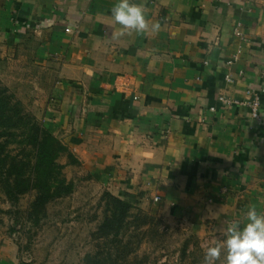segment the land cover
I'll list each match as a JSON object with an SVG mask.
<instances>
[{
	"label": "crops",
	"instance_id": "crops-1",
	"mask_svg": "<svg viewBox=\"0 0 264 264\" xmlns=\"http://www.w3.org/2000/svg\"><path fill=\"white\" fill-rule=\"evenodd\" d=\"M131 2L157 33L114 38L118 0H0V49L36 33L58 74L35 114L96 182L222 238L264 212V0Z\"/></svg>",
	"mask_w": 264,
	"mask_h": 264
},
{
	"label": "rangeland",
	"instance_id": "rangeland-1",
	"mask_svg": "<svg viewBox=\"0 0 264 264\" xmlns=\"http://www.w3.org/2000/svg\"><path fill=\"white\" fill-rule=\"evenodd\" d=\"M50 61L34 31L0 49V85L38 121L35 112L58 74V66ZM12 146L21 154L19 145ZM59 161L73 191L39 211L33 206L36 189L12 201L0 186V252L13 246L21 264H203L202 245L213 238L117 196L78 166L70 151ZM113 197L133 203L123 218Z\"/></svg>",
	"mask_w": 264,
	"mask_h": 264
},
{
	"label": "trees",
	"instance_id": "trees-1",
	"mask_svg": "<svg viewBox=\"0 0 264 264\" xmlns=\"http://www.w3.org/2000/svg\"><path fill=\"white\" fill-rule=\"evenodd\" d=\"M13 143L20 146L21 154L13 150ZM68 151L42 121L0 85V186L10 200L16 201L21 194L36 189L33 206L39 211L53 198L72 192L74 185L59 161L60 155ZM113 200L122 218L133 206L117 197Z\"/></svg>",
	"mask_w": 264,
	"mask_h": 264
},
{
	"label": "clouds",
	"instance_id": "clouds-1",
	"mask_svg": "<svg viewBox=\"0 0 264 264\" xmlns=\"http://www.w3.org/2000/svg\"><path fill=\"white\" fill-rule=\"evenodd\" d=\"M146 9L143 4L131 0H118L111 8L114 22L121 26L114 38L131 32L152 34L160 30L159 22L146 19ZM244 223L233 220L221 230L222 238L206 241L203 264H264V212H258L255 205H250L245 214ZM223 256V260H222Z\"/></svg>",
	"mask_w": 264,
	"mask_h": 264
},
{
	"label": "built area",
	"instance_id": "built-area-1",
	"mask_svg": "<svg viewBox=\"0 0 264 264\" xmlns=\"http://www.w3.org/2000/svg\"><path fill=\"white\" fill-rule=\"evenodd\" d=\"M70 28H67L69 30ZM234 32L238 36L244 35L243 32L240 29V24L234 27ZM229 78V76H227ZM225 104H233V103H240L237 100L230 99L227 97H221L220 98ZM242 104L246 105L249 110L251 111V115L254 118H260L261 117V107H262V99L261 96L255 95L252 99H249L248 101H242ZM159 196L155 197V200H158Z\"/></svg>",
	"mask_w": 264,
	"mask_h": 264
}]
</instances>
